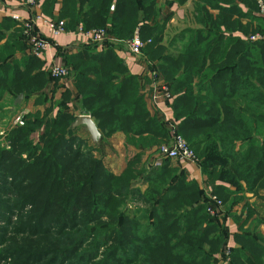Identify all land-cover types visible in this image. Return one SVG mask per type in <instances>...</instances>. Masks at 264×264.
I'll use <instances>...</instances> for the list:
<instances>
[{
  "label": "trees",
  "instance_id": "16d2710c",
  "mask_svg": "<svg viewBox=\"0 0 264 264\" xmlns=\"http://www.w3.org/2000/svg\"><path fill=\"white\" fill-rule=\"evenodd\" d=\"M191 1L195 26L165 45L170 16L161 19L159 0H44L43 14L64 21L68 33L108 36L101 51L91 44L64 55L76 94L57 101L47 91L59 79L30 54L18 23L2 21L0 104L23 94L45 110L27 113L0 143V264H264V211L244 196L264 200V39L250 40L264 36V19L257 0ZM137 28L152 64L144 75L130 72L113 41ZM152 71L169 85L176 133L197 155L210 194L224 208L241 206L238 215L227 209L241 222L229 257L224 215L208 213L209 196L178 161L151 163L171 139L148 109ZM81 115L104 138L124 134L139 152L116 173L72 128ZM134 202L144 208L130 210Z\"/></svg>",
  "mask_w": 264,
  "mask_h": 264
},
{
  "label": "built area",
  "instance_id": "2783aa9c",
  "mask_svg": "<svg viewBox=\"0 0 264 264\" xmlns=\"http://www.w3.org/2000/svg\"><path fill=\"white\" fill-rule=\"evenodd\" d=\"M259 7V16L264 19V0H257ZM26 4L29 6H36V0H27ZM12 19L18 23L19 27L23 29L24 36L26 37L27 44L29 45V52L33 56L43 59L47 51L53 47L51 39H56L63 35H70L80 41L83 45H101L108 39L106 29H92L84 31L79 29V31L74 33H68L65 28L64 21H57L45 17L41 14H34L31 17H22L17 14H13ZM41 28L47 31L49 38L41 32ZM51 38V39H50ZM264 36L257 34L250 37V40H261ZM146 42L141 38L140 30L137 28L131 39L124 41L125 51L135 59L144 60V69L141 74L144 75L147 72V68L152 65L144 57V49L146 47ZM49 74L53 79H62L70 75V72L66 66L52 65L48 69ZM150 77L152 83L147 87L145 92V98L150 107L153 110H160L159 105L161 103H167L172 101L173 97L170 93L169 85L158 75L156 71L150 72ZM24 114L19 112L13 119L12 124L14 127L24 126ZM165 123L167 128L170 130V141L161 145L155 153L151 155V163L153 166H161L165 159H172L178 161L179 163H189L199 165V159L195 152L189 147L187 141L176 133V124L174 121L167 119L165 117ZM211 204L207 211L212 217L220 218L224 215V204L217 197L212 194H208ZM226 257H229L230 247L228 246L225 250ZM228 260V259H227ZM226 260V261H227ZM225 261V262H226ZM224 262V263H225Z\"/></svg>",
  "mask_w": 264,
  "mask_h": 264
},
{
  "label": "crops",
  "instance_id": "0c3cea01",
  "mask_svg": "<svg viewBox=\"0 0 264 264\" xmlns=\"http://www.w3.org/2000/svg\"><path fill=\"white\" fill-rule=\"evenodd\" d=\"M26 1L27 0H0V24L2 23V21L4 19L12 18L11 16L13 14H17V15H20L22 17H31L34 14H38V15L41 14L45 17H48L45 14H43V11H42V4H43L44 0H38V1L36 0L37 1L36 6H29L26 4ZM159 6L161 9V19L164 20L170 16V18H169L170 20L167 24L166 34L169 30L171 22L174 23L175 20L177 23L180 22L181 24L184 25L183 27H181L179 32L181 30L187 28V27H194L195 26V21H194V17H193V15H194L193 1L190 0L185 5L179 6L177 4L168 5L166 3V0H159ZM59 8L60 7L58 5V6H56V8L54 10L53 15L55 17L58 16ZM258 16H259V14H258ZM48 18L52 19L51 17H48ZM186 23H187V25H186ZM41 32H43L44 35H46L49 38V36L47 35V31L44 28H41ZM51 41L53 43V47H51L47 51V53L43 57V59H41V61L43 62L44 69L47 72H48L49 67H51L52 65L66 66L64 55L67 53H76L83 46H85L82 43H80V41H78V40L76 41V39L70 35H63V36L58 37L56 39H51ZM113 41H114V44H118V42H116L115 40H113ZM121 46H122V48H119V50L117 52L120 55V57H122L126 61L130 72L134 75L141 74V72L145 66L144 60L135 59V58L131 57L125 51L124 45H121ZM104 47H106V46H104V44L97 45V50L101 51L104 49ZM67 90H69L75 96L76 91L74 88L73 76L71 74L66 78L59 79L57 89L55 90V92H53V94H52L53 83L48 88L47 92H48V94H50V97L52 96L53 100L57 101L61 98L63 93ZM172 101L171 102L168 101L167 103H161L159 105L160 110H158V111L153 110V107H150L149 105H148V109H149L152 116L155 115L156 117L161 119L163 122H165V117L167 119L174 121L173 112H172L171 107H170L172 104ZM77 104H78V101L75 99V97H72V101L69 104L70 111H74L75 110L74 108L76 107ZM27 108H29V110L27 112H35L37 110L44 111V109H45L44 106H37V107L34 106L33 102H30V101H29V107H27ZM174 123H175V121H174ZM77 129H78V135L79 136H81L79 133H83V132L85 134L88 133L85 127H80ZM102 138L104 139V142L108 143L110 148L116 146V144H114V142L119 139L120 141H123V143L126 144V146H128L131 151L139 152L138 149L134 148L132 145L127 143L126 137L122 133H118L115 136H113L112 138L107 139V138H104L102 133L100 132V139H102ZM146 151L148 154H150L154 150L153 149H146ZM109 163L111 164V162H109ZM111 165L113 167V164H111ZM180 165L182 168H184L186 170L187 176L189 177V179L196 181L198 183V185L200 186V188L202 190H204L205 195L208 196V194H210V189H208V187L206 186V176L203 174L200 163H199V165H195V164L193 165V164H189V163H180ZM114 170H115V168H114ZM118 171L119 170H115L116 173ZM219 183H221V182H219ZM223 185L229 187L231 190H235V188L233 186H231L227 183H224ZM262 194L264 195V191L262 192ZM244 196H245V198L248 199V201L250 203H255V204L259 205L261 210L264 211V200H258L257 198L251 197L250 194H245ZM233 211L237 212V215H238L241 211V206L236 207V210H233ZM220 222L222 224H224V226L227 229L228 246L229 247L234 246L235 245L234 235L238 233L239 226L241 225V222H237L229 212L227 213V211L225 212V215L220 219ZM260 229L261 230L263 229L262 231L264 233V226L260 227ZM222 262L223 261L220 260V264Z\"/></svg>",
  "mask_w": 264,
  "mask_h": 264
},
{
  "label": "rangeland",
  "instance_id": "374dc122",
  "mask_svg": "<svg viewBox=\"0 0 264 264\" xmlns=\"http://www.w3.org/2000/svg\"><path fill=\"white\" fill-rule=\"evenodd\" d=\"M186 25H187V23H186ZM183 26L184 25L181 24L180 22L177 23L176 20L174 23L171 22L169 30L165 36V42H164L165 45H169V42L175 37L176 34L179 33V30ZM118 44L123 45V43H118ZM104 46H107L106 42L104 43ZM181 47H182L181 43H176L174 45V47L170 48V50L173 53H176L181 49ZM16 98L17 97H13L12 95H6L3 102L0 104V143H1V145H5L4 140H5V137L7 135L5 132H7L6 131L7 128H10L11 126H13V124H12L13 117L19 112L23 113L24 116L27 113H29V112H27L29 110V108H27V107H29V101L24 98V95H23V99L21 100L20 104H18L17 106L14 105ZM7 111H9V112L6 113ZM79 134L82 137H84V139L86 141H88L89 146L94 147L98 156L106 158V162H108V161L111 162V164H113V167L115 168V170L122 169V167L125 164L126 158L130 157L133 154L132 153L133 151H129V147L126 146V144H124L123 141H120L119 139L114 142V144H116V146L110 148L108 143L104 142L103 138L100 139L98 142H95L90 138L88 133L85 134L83 132V133H79ZM129 206H130V210L135 209L134 207H136V206H143V208H144L143 204L141 205L140 203H137V202L130 203ZM231 208L232 207H230V206H226L224 208V215H225V212L227 211V209L230 211ZM232 210H236V207L235 208L233 207ZM233 213H237V212H233ZM14 222H15V220H14ZM226 248H225V250H226ZM225 250H224V253L226 256ZM218 264H219V261H218Z\"/></svg>",
  "mask_w": 264,
  "mask_h": 264
},
{
  "label": "water",
  "instance_id": "95a60500",
  "mask_svg": "<svg viewBox=\"0 0 264 264\" xmlns=\"http://www.w3.org/2000/svg\"><path fill=\"white\" fill-rule=\"evenodd\" d=\"M115 8V6L113 7ZM23 99V95H19L15 102H14V105L17 106L18 104H20L21 100ZM80 127H85L87 132L89 133L90 137L92 138L93 141L95 142H98L99 139H100V132L97 128V125L96 123L92 120L91 116L89 115H81L79 116L72 128L74 129H77V128H80Z\"/></svg>",
  "mask_w": 264,
  "mask_h": 264
}]
</instances>
